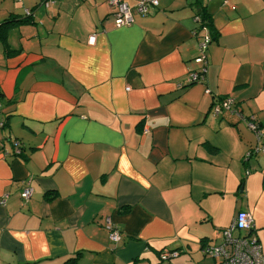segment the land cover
I'll return each instance as SVG.
<instances>
[{"label":"crops","instance_id":"crops-1","mask_svg":"<svg viewBox=\"0 0 264 264\" xmlns=\"http://www.w3.org/2000/svg\"><path fill=\"white\" fill-rule=\"evenodd\" d=\"M157 1L0 0V264H200L242 210L264 256V0Z\"/></svg>","mask_w":264,"mask_h":264},{"label":"built area","instance_id":"built-area-1","mask_svg":"<svg viewBox=\"0 0 264 264\" xmlns=\"http://www.w3.org/2000/svg\"><path fill=\"white\" fill-rule=\"evenodd\" d=\"M136 3L133 8L124 2L119 0H109V4L113 5L114 10V25L120 27L123 25H129L132 22V9L139 15H146L151 7L158 4L157 0H135ZM28 14V12L26 13ZM200 48L201 53L196 57L198 62H203L205 59L204 49L209 42L208 35L203 36ZM95 35L88 37V43H93ZM205 67L196 73L190 74V83L202 82L204 79L203 72ZM208 93V90H205ZM235 100L232 97H225L217 100L212 104L214 114H221L225 111L236 113ZM249 127L255 133L256 139L260 140L262 133L259 127L249 122ZM259 150L263 151V146H258L255 152ZM247 173V171H246ZM32 188L26 186L22 190L23 198L30 196ZM8 194H4L0 198V204H4ZM104 225L108 230V239L115 243L121 239V235L118 229L113 225L110 217L104 218ZM238 230V234H234V231ZM253 220L251 215L247 211H239L230 221L229 225L221 229V238L219 242L207 243L203 245L202 252L207 254L213 264H264V256L262 254L261 245L256 235L253 234ZM243 232V234H241ZM177 250L162 249L159 253V257L162 260L176 256Z\"/></svg>","mask_w":264,"mask_h":264},{"label":"trees","instance_id":"trees-1","mask_svg":"<svg viewBox=\"0 0 264 264\" xmlns=\"http://www.w3.org/2000/svg\"><path fill=\"white\" fill-rule=\"evenodd\" d=\"M194 4H197V5H200L201 4V0H194ZM197 15H199L200 16V18H198L197 20H195L196 22H198L199 23V29H201V28H203V27H205L207 30H208V34L211 36V37H213V38H215V36H216V32H215V30H214V28H213V25H212V18H211V16H210V14L208 13V11L206 10V8H205V6H200L199 7V10H198V12H197V14H196V16ZM198 17V16H197ZM23 19H27V18H22V20ZM14 20H16L15 18H13V19H5L4 21H3V24H7V23H11V22H13ZM222 99V98H221ZM162 250V249H161ZM160 250V251H161ZM160 251H159V253H160ZM70 259V258H69Z\"/></svg>","mask_w":264,"mask_h":264},{"label":"rangeland","instance_id":"rangeland-1","mask_svg":"<svg viewBox=\"0 0 264 264\" xmlns=\"http://www.w3.org/2000/svg\"><path fill=\"white\" fill-rule=\"evenodd\" d=\"M199 34H202V31H200V33ZM235 232V234L236 233H238V230H236V231H234ZM254 235H255V233H253ZM211 242H212V240H211ZM202 250V249H201ZM206 257H209L207 254H203V252L202 251H200L199 250V254H197V255H195V256H193V259H194V262L196 261L195 259H198L201 263L200 264H210V260L208 259V258H206ZM166 260H168V259H166ZM161 261H164V260H161Z\"/></svg>","mask_w":264,"mask_h":264}]
</instances>
